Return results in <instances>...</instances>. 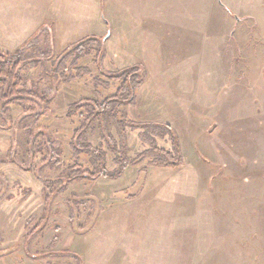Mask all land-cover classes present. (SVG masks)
<instances>
[{"label":"rangeland","instance_id":"374dc122","mask_svg":"<svg viewBox=\"0 0 264 264\" xmlns=\"http://www.w3.org/2000/svg\"><path fill=\"white\" fill-rule=\"evenodd\" d=\"M219 2L1 1L0 12L10 13L0 52L24 46L19 58L34 66L21 69L25 85L0 115V264H228L222 240L242 233L260 248L243 262L264 264V0ZM127 14L130 25L149 29L145 48L132 53ZM33 19L39 26L29 37L23 30ZM162 27L165 47L155 46ZM137 58L145 66L130 63ZM129 69L144 79L118 109L135 127L121 134L106 115L84 136L105 152L106 174L120 150L136 164L116 178L90 177L89 156L73 155L69 144L86 108L69 118L68 106L109 104ZM30 106L46 114L35 120ZM171 134L180 164L154 165L175 157Z\"/></svg>","mask_w":264,"mask_h":264},{"label":"trees","instance_id":"16d2710c","mask_svg":"<svg viewBox=\"0 0 264 264\" xmlns=\"http://www.w3.org/2000/svg\"><path fill=\"white\" fill-rule=\"evenodd\" d=\"M32 41V40H31ZM30 41V42H31ZM29 42V43H30ZM25 45V43H24ZM24 46H22L21 48H18L16 50H14L11 54L10 53H1L0 52V57H2L0 59V88L3 87L2 89V93L0 96V100H1V105H0V115H4L5 111H6V105L8 103H12V99H14L13 97L15 94H18L20 92V88H22L23 85H25V81H22L21 76L19 75V72L21 71V69H28L33 67L34 63L33 60L27 61V60H20L19 58V54H20V49H22ZM77 51H74L72 53H76ZM87 52V50H86ZM85 52V54H86ZM81 57V54L78 53L76 55V58ZM65 58H64V62H65ZM63 61L61 60L57 65L52 66V72L55 73L56 71H58L57 69L63 65L62 63ZM28 63V64H27ZM133 71L134 69L131 68ZM132 73L131 70L129 69V71L125 74H123L122 76H120V85L119 87L116 89L115 94L110 97L107 98L106 101L109 102V104H100L96 101H92V100H87L85 103L83 104H79L77 105L76 102L75 104L72 103L68 106L67 109V113L66 116L67 117H71L75 114H77L76 112H78V110L82 107L86 108V110L84 111L86 113V116L84 117V119L81 121L79 128H77L74 132L76 134L75 136V140L74 137L72 138V140L70 141V148H72L73 151V155H77L78 153H84L85 155H88V161H90V164L92 166V172H90V177H94L97 175H106L109 176L110 178H116L118 177L122 171L124 170L125 166L127 165H133L136 164L135 161H130L126 158V156H124V150H120L119 151V155L115 156V162L116 164H118V168L112 172H110L109 174H106L104 171V167H105V162H104V155L105 152H102L100 149L97 148H93L91 145H89L86 141H85V133L87 131V129L90 127L91 123L93 121H98V123H102V119L108 115L110 117L113 118V120L116 123V126L118 127V130L121 134H123L122 130L124 128V126H128L131 125L130 122H124V117H125V113L123 110L118 109L119 106L125 105L126 103H131L134 100V88L138 85H140L143 81L142 79V75L141 78H138L139 76H137L136 74H134L133 76H129V74ZM136 75V76H135ZM62 80L64 81L65 79L64 76H61ZM131 80V81H130ZM129 81L133 84L132 86L129 85ZM31 94H34L33 92H30ZM30 94V96H31ZM44 94V93H42ZM32 97V96H31ZM36 98V96H34V98H32V101H36L34 100ZM42 101H49L48 100V96H46L44 94L43 96V100ZM4 105V107H3ZM26 114L28 115H33L34 119L37 120L38 117H40L41 115H45L46 114V110L45 108H42V110L37 109L30 106L27 109H25ZM108 113V114H106ZM5 121V126H8L9 124H15L16 122L11 123V121H9V119H4ZM19 122H21L20 120H18ZM19 122L17 124H19ZM29 124H22L21 127H23L25 130L29 131ZM133 126V125H131ZM135 127V126H133ZM153 130H156V128H152ZM149 130L146 132V134H143V136L149 135ZM171 145L173 148V152H175V157L177 155L178 160L176 161L175 157L174 158H169L166 161L164 160V158L162 157H158L156 160L152 161L151 163H153L154 165L157 166H166V167H174L180 164L181 159L179 158V146L177 141L175 140V137L173 134H171ZM79 137H82V139L84 140L83 144H81L79 142ZM49 140V138H48ZM80 147V148H79ZM111 152H113L114 154H116L117 149L114 145H110L108 148ZM154 151H146L145 154H151L153 155ZM140 157H144L143 155H141ZM71 171H74L76 173L77 177H83L85 171L82 169V166L80 164L74 163L71 167H70ZM82 173V174H81Z\"/></svg>","mask_w":264,"mask_h":264},{"label":"crops","instance_id":"0c3cea01","mask_svg":"<svg viewBox=\"0 0 264 264\" xmlns=\"http://www.w3.org/2000/svg\"><path fill=\"white\" fill-rule=\"evenodd\" d=\"M1 1H3V0H0V4H1ZM217 2L219 3V5H223L219 2V0H217ZM2 7L4 9V3L2 4ZM11 11H12L11 17H12L14 24H15V20H16L15 14L13 12V9ZM2 13L0 12V25H1V23H3V25H5L6 20H4V17L6 15H8L10 13V11L7 12L8 14H6L5 10ZM125 18H126V24L123 27L124 28L123 32L125 34L124 41H125L126 47L128 49H130L131 53L133 52V49H139L142 47L145 48V45H147V43L143 44V42L147 41V39H148V33H149L148 25L146 26L145 23L139 24V22L136 25H133V24L130 25V17L128 16V14L125 16ZM37 22H38L37 20L33 19L30 26L27 27V25H26V29L23 30L25 32L29 31V34H28L29 37H31V35L34 34V32L38 30L39 23H37ZM136 26H138V27H136ZM173 28L171 30L174 32L180 30L179 28L177 30L176 29L174 30ZM15 30H19L20 32H22L21 27L15 28ZM156 33H157V36L153 37L156 39V43L153 45L158 46L161 44L162 47H165V43L167 40V39L164 40L165 29L163 27H162V29L160 28V30L157 28ZM145 36H146V38H145ZM27 37L23 40L26 41L29 38V37L28 38ZM21 42L23 43V41H21ZM259 56H261V52L257 56L258 60H259ZM257 57H256V54L254 53L253 59L256 60ZM134 61L136 64H141V65L145 64V63L141 62V60L138 58L136 60L134 59V60L130 61V63H132ZM255 240L256 239H254L251 234H247V233L239 234V236L237 235L236 237L230 238V239H227V237H224L222 240V241H224L222 246L224 247V252L228 256V262L227 263L228 264H249L248 261L243 262L245 253L248 251V254H249V251H250V253L252 254V258H255V255L257 254L256 252L260 251L259 245L256 244L257 242H255ZM252 261H254V260L252 259ZM224 263H225V260H224Z\"/></svg>","mask_w":264,"mask_h":264}]
</instances>
